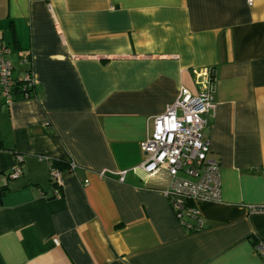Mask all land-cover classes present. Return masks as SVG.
I'll return each instance as SVG.
<instances>
[{
    "label": "crops",
    "instance_id": "1",
    "mask_svg": "<svg viewBox=\"0 0 264 264\" xmlns=\"http://www.w3.org/2000/svg\"><path fill=\"white\" fill-rule=\"evenodd\" d=\"M0 45L35 85L0 96V264H264V0H0ZM205 68L221 203L197 202L193 231L140 144ZM47 159L75 165L50 200Z\"/></svg>",
    "mask_w": 264,
    "mask_h": 264
},
{
    "label": "built area",
    "instance_id": "2",
    "mask_svg": "<svg viewBox=\"0 0 264 264\" xmlns=\"http://www.w3.org/2000/svg\"><path fill=\"white\" fill-rule=\"evenodd\" d=\"M11 51L0 45V96L5 105L16 99L25 101L33 96L32 73L26 71L20 78L13 76L9 59ZM28 63L27 58L21 64ZM195 92L181 88L175 101L165 108L164 113L153 120V130L140 144L143 157L141 170L148 176L165 170L170 183L163 192L176 218L188 230L203 229L204 221L195 204L197 202L221 203V181L218 164L208 158L209 142L205 137V116L213 109L216 80L213 69L192 70ZM49 164V182L52 188H60V171ZM75 165L69 161L70 172ZM22 175V157L15 155L9 177L18 179ZM61 196L54 189V198ZM251 213L264 215V205L249 206ZM185 218L196 220L194 227L188 226ZM57 244V241L54 240ZM255 253L264 257V243H256Z\"/></svg>",
    "mask_w": 264,
    "mask_h": 264
},
{
    "label": "trees",
    "instance_id": "3",
    "mask_svg": "<svg viewBox=\"0 0 264 264\" xmlns=\"http://www.w3.org/2000/svg\"><path fill=\"white\" fill-rule=\"evenodd\" d=\"M52 165L54 167H56L58 170H62V168H66L68 169L69 168V161L67 162H64V161H60V160H56V159H50ZM10 173V172H9ZM54 189L55 190H60V188H52V193H51V196H49L47 199H53L54 198Z\"/></svg>",
    "mask_w": 264,
    "mask_h": 264
}]
</instances>
